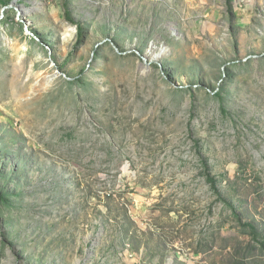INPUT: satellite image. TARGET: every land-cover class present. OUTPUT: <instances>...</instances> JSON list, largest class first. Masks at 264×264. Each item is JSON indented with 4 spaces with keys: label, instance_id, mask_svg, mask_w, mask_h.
Returning <instances> with one entry per match:
<instances>
[{
    "label": "rangeland",
    "instance_id": "rangeland-1",
    "mask_svg": "<svg viewBox=\"0 0 264 264\" xmlns=\"http://www.w3.org/2000/svg\"><path fill=\"white\" fill-rule=\"evenodd\" d=\"M66 1L0 0V264H264V0Z\"/></svg>",
    "mask_w": 264,
    "mask_h": 264
},
{
    "label": "trees",
    "instance_id": "trees-1",
    "mask_svg": "<svg viewBox=\"0 0 264 264\" xmlns=\"http://www.w3.org/2000/svg\"><path fill=\"white\" fill-rule=\"evenodd\" d=\"M7 5L11 3L12 0H3ZM63 7L65 11V18L68 22L73 23L77 26L79 34H82L83 32V27L80 23L76 22L72 16L71 12L68 8V3L66 0L63 2ZM235 69H237L235 67ZM214 97L218 98L219 101H222L223 95L221 91H218L214 94ZM221 110L223 113L228 114L225 108L223 107V104L221 106ZM204 176L206 181L210 184L211 190L213 193L217 196V199H219L226 208L230 209L232 215L234 216L235 220L238 222V224L247 229L248 233L251 236V239L256 243L259 247H264V235H262V231L259 229L258 226L249 223V222H244L242 216L238 213L237 207L230 201H228L222 194L219 188L220 180L215 177L212 174V169L211 166L208 164L207 160L204 162Z\"/></svg>",
    "mask_w": 264,
    "mask_h": 264
},
{
    "label": "water",
    "instance_id": "water-1",
    "mask_svg": "<svg viewBox=\"0 0 264 264\" xmlns=\"http://www.w3.org/2000/svg\"><path fill=\"white\" fill-rule=\"evenodd\" d=\"M13 3H14V2H13ZM13 3H12V4H13ZM16 8H17L18 10H20V11H23V8H22L21 6H20V7L18 6V7H16Z\"/></svg>",
    "mask_w": 264,
    "mask_h": 264
}]
</instances>
